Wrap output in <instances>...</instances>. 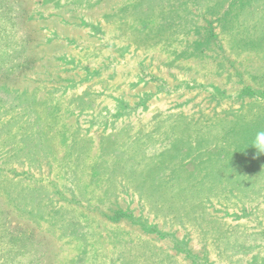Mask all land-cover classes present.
Instances as JSON below:
<instances>
[{
    "label": "rangeland",
    "instance_id": "obj_1",
    "mask_svg": "<svg viewBox=\"0 0 264 264\" xmlns=\"http://www.w3.org/2000/svg\"><path fill=\"white\" fill-rule=\"evenodd\" d=\"M264 0H0V264H264Z\"/></svg>",
    "mask_w": 264,
    "mask_h": 264
},
{
    "label": "clouds",
    "instance_id": "obj_2",
    "mask_svg": "<svg viewBox=\"0 0 264 264\" xmlns=\"http://www.w3.org/2000/svg\"><path fill=\"white\" fill-rule=\"evenodd\" d=\"M250 145L255 147L257 154L264 153V131H258Z\"/></svg>",
    "mask_w": 264,
    "mask_h": 264
}]
</instances>
